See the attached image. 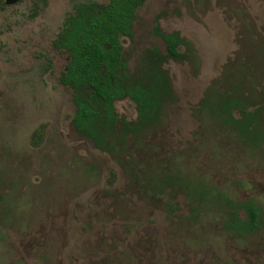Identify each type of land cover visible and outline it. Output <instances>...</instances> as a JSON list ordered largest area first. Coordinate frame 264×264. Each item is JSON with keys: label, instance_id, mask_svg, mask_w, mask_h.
I'll use <instances>...</instances> for the list:
<instances>
[{"label": "rangeland", "instance_id": "obj_1", "mask_svg": "<svg viewBox=\"0 0 264 264\" xmlns=\"http://www.w3.org/2000/svg\"><path fill=\"white\" fill-rule=\"evenodd\" d=\"M107 1L0 8V264H264V0H145L138 8L132 37L122 40L130 71L145 50H164L156 25L186 45L183 59L164 64L175 101L163 125L121 153L137 174L118 152L75 132L72 91L59 82L69 55L52 46L78 6ZM224 83L260 110L256 143L197 113L204 91ZM115 109L136 117L129 99ZM168 175L173 186L155 187ZM225 198L252 199L259 228L229 229Z\"/></svg>", "mask_w": 264, "mask_h": 264}, {"label": "trees", "instance_id": "obj_2", "mask_svg": "<svg viewBox=\"0 0 264 264\" xmlns=\"http://www.w3.org/2000/svg\"><path fill=\"white\" fill-rule=\"evenodd\" d=\"M144 2L108 0L95 6L82 4L54 40V46L70 56L59 81L72 91L75 129L102 151H112L115 143L124 145L127 135L134 139L157 128L165 108L175 100L170 77L162 65L167 58H181L183 39L177 32L166 34L155 27L165 43V53L158 47L145 50L133 71H129L123 54L122 40L132 37L137 9ZM124 98L136 104L137 116L132 124L115 112V102ZM196 111L205 119L235 127L245 137L256 139L260 112L248 108L235 85L208 87ZM235 113L239 118H234ZM43 132L40 126L31 134L29 142L33 147L41 144ZM229 206L233 209L226 223L229 229L247 234L258 228L259 210L252 200ZM238 209L244 210L246 218L238 216Z\"/></svg>", "mask_w": 264, "mask_h": 264}, {"label": "flooded vegetation", "instance_id": "obj_3", "mask_svg": "<svg viewBox=\"0 0 264 264\" xmlns=\"http://www.w3.org/2000/svg\"><path fill=\"white\" fill-rule=\"evenodd\" d=\"M23 0H0V8L1 7H4V6H10V5H16V4H19V3H21ZM138 10V9H137ZM133 25H134V23H133ZM155 27H158V25H156ZM158 29H159V31L160 32H162L161 30H160V28L158 27ZM173 32H177V31H173ZM173 32H162V33H173ZM59 33V32H58ZM154 33L156 34V32H155V28H154ZM178 34H179V36L183 39V43L180 45V47H179V51H180V53H181V58L180 59H173V58H167V60L163 63V68H164V64L168 61V60H181V59H183L184 57H185V53H183V52H181V46H183V45H186V42H185V40H184V38L180 35V33L179 32H177ZM157 36H159L158 34H156ZM56 37H57V35H56ZM56 37H55V39H56ZM160 37V36H159ZM54 39V40H55ZM160 39L162 40V38L160 37ZM163 41V40H162ZM163 43H164V41H163ZM52 46H53V48L55 49V50H60V49H57L55 46H54V41L52 42ZM160 49V48H159ZM60 51H64V50H60ZM160 51L161 52H163V53H165V43H164V50H161L160 49ZM65 52V51H64ZM67 53V52H66ZM68 54V53H67ZM69 55V54H68ZM69 58H70V56H69ZM68 62H69V59H68ZM67 62V63H68ZM67 65V64H66ZM65 68H66V66H65ZM65 68H64V70H65ZM165 69V68H164ZM63 70V71H64ZM165 70H167V69H165ZM62 71V72H63ZM130 71V70H129ZM133 71V70H132ZM61 72V73H62ZM168 72V71H167ZM61 75V74H60ZM168 75H169V72H168ZM60 77V76H59ZM170 77V76H169ZM171 80V79H170ZM60 82V81H59ZM61 84V83H60ZM62 85V84H61ZM64 86V85H63ZM67 87V86H66ZM69 88V87H68ZM171 88H172V84H171ZM219 89V88H218ZM172 91H173V89H172ZM206 91V90H205ZM205 91H204V94H205ZM173 94H174V92H173ZM204 94H203V96H202V99H203V97H204ZM174 97H175V95H174ZM124 99H128V98H124ZM202 99L200 100V102L202 101ZM122 100V99H121ZM130 100V99H129ZM117 101H119V100H117ZM116 101V102H117ZM131 101V100H130ZM175 101V100H174ZM174 101L171 103V104H173L174 103ZM244 101V100H243ZM116 102H115V104H116ZM133 102V101H132ZM199 102V103H200ZM245 102V101H244ZM134 103V102H133ZM198 103V104H199ZM246 103V102H245ZM170 104V105H171ZM247 104V103H246ZM134 105H135V108H136V104L134 103ZM170 105H168L166 108H165V110H164V115H163V121H162V123L157 127V128H154L153 130H151V131H148V132H146V133H144V134H140V135H138L137 137H135L134 139H132V136L131 135H127V138H126V142L124 143V145H122V144H119V143H115L114 144V147H113V150L112 151H103V152H109V153H112V154H115V153H119V155H121L122 156V158H119V156L117 155V158H118V160H120L121 161V163L124 165V166H126V167H131L132 168V172H135L136 170H135V166L131 163V160H127L126 158H125V154H121L122 152H126V148L128 147V144H130V143H132L133 145H137V146H139L140 145V143L141 144H143L144 143V138L145 137H148L149 135L148 134H150V133H153L155 130H157L158 128H160V126H162L163 125V123H164V120H165V116H166V110H167V108L170 106ZM247 106H248V104H247ZM248 108L250 109V110H253L252 108H250L249 106H248ZM255 109V108H254ZM257 110V109H256ZM115 112H116V109H115ZM259 112H260V110H259ZM74 113H75V111H74ZM116 114H117V112H116ZM118 115V114H117ZM136 116H137V110H136ZM193 116L195 117V114L193 113ZM118 117H119V115H118ZM121 120H125V121H127V122H129L130 124H132L134 121H135V119H136V117H135V119L133 120V121H128V120H126V119H124V118H121V117H119ZM196 118V117H195ZM234 118H239V116L235 113L234 114ZM259 118V117H258ZM208 119H210V118H208ZM72 122H73V119H72ZM200 122H202V121H200ZM217 123V122H216ZM218 124V123H217ZM257 124H258V120H257ZM74 125V124H73ZM219 125V124H218ZM121 126H122V124L120 123L119 125H118V127H117V129L119 130L120 128H121ZM226 126H228V125H226ZM43 127V126H42ZM228 127H231V128H233L234 130H236L237 131V133L238 134H240V135H242L243 137H245L243 134H242V132L240 131V130H238L237 128H235V127H232V126H228ZM37 129V128H36ZM74 130H75V132L79 135V136H81V137H84V138H86V139H88V140H90L89 138H87V137H85V136H83V135H81V134H79L77 131H76V129H75V126H74ZM34 132V131H33ZM43 135H44V132H43ZM141 138V139H140ZM247 138V137H246ZM258 138H259V136H258V130H257V135H256V139L255 140H251V139H249V138H247L249 141H250V143H256L257 141H258ZM90 141H92V140H90ZM98 148V147H97ZM99 149V148H98ZM99 150H101V149H99ZM102 151V150H101ZM135 174H137L136 172H135ZM114 176V173H111V176L110 177H113ZM173 177H174V175H168V176H166V178L164 179V181H160L159 183H157L156 185H155V187H158V188H161V187H163V185L164 184H169V185H171V186H173V183H174V181L172 180L173 179ZM162 179L164 178V177H161ZM111 182V181H110ZM247 200H252V199H246V200H244V201H241V202H235V201H232V200H230V199H224V201H225V203H226V205H228V207H229V213L230 212H232L233 211V209L229 206V204L230 203H242V202H245V201H247ZM253 201V200H252ZM254 202V201H253ZM255 203V202H254ZM175 204H177V203H175ZM173 205V204H171V203H168V208L171 210V207H173L174 208V210H171L172 212L173 211H176V210H178L179 209V206L178 205ZM255 205H256V203H255ZM257 206V205H256ZM258 207V206H257ZM258 210H259V208H258ZM240 211H242L243 213H244V217H242L241 215H240ZM228 213V214H229ZM237 214H238V216L240 217V218H246V213L244 212V210L243 209H238L237 210ZM229 216V215H228ZM259 217H260V210H259ZM259 222H260V218H259ZM259 226H260V224H259ZM259 226H258V228H259ZM257 228V229H258ZM257 229H255V230H257ZM254 230V231H255ZM254 231H252V232H254ZM252 232H249V233H252ZM249 233H247V234H249ZM240 234V233H239ZM243 235H245V234H243Z\"/></svg>", "mask_w": 264, "mask_h": 264}]
</instances>
